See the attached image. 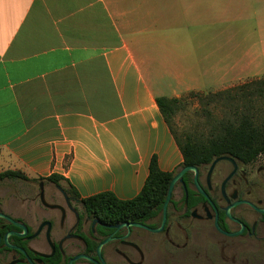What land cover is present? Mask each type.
I'll return each instance as SVG.
<instances>
[{"label":"crops","instance_id":"obj_1","mask_svg":"<svg viewBox=\"0 0 264 264\" xmlns=\"http://www.w3.org/2000/svg\"><path fill=\"white\" fill-rule=\"evenodd\" d=\"M258 79L264 0H0V170L131 200L183 162L157 98Z\"/></svg>","mask_w":264,"mask_h":264},{"label":"flooded vegetation","instance_id":"obj_2","mask_svg":"<svg viewBox=\"0 0 264 264\" xmlns=\"http://www.w3.org/2000/svg\"><path fill=\"white\" fill-rule=\"evenodd\" d=\"M195 168L204 194L195 187V174L184 173L164 216L166 196L160 208L134 207L123 216L86 202L60 180L2 178L4 192L26 207L15 213L0 204V264H152L158 257L163 264H253L264 259V168L251 170L227 154Z\"/></svg>","mask_w":264,"mask_h":264},{"label":"rangeland","instance_id":"obj_3","mask_svg":"<svg viewBox=\"0 0 264 264\" xmlns=\"http://www.w3.org/2000/svg\"><path fill=\"white\" fill-rule=\"evenodd\" d=\"M259 80L263 79L251 82ZM254 86L245 90H237L238 87L234 86L225 89L229 90L226 94H219L224 90L213 92L217 86H205L202 92H188L163 102L162 114L178 148L182 152L189 147L207 149L221 142L226 148L236 149L240 154L237 158L249 169L264 168V92L261 95L250 94ZM166 93L171 92L167 90ZM179 169L176 168L174 173ZM7 172L0 170V179L7 175L20 176ZM59 180L67 186L63 179ZM0 204L3 209L15 213L26 207V203L22 204L15 196L6 194L1 185ZM153 260L152 264H163L160 257ZM252 263L264 264V259Z\"/></svg>","mask_w":264,"mask_h":264},{"label":"trees","instance_id":"obj_4","mask_svg":"<svg viewBox=\"0 0 264 264\" xmlns=\"http://www.w3.org/2000/svg\"><path fill=\"white\" fill-rule=\"evenodd\" d=\"M251 85H255V86L254 89H252V91L249 92L250 94L261 95L264 92V79L237 86L238 87L237 90H243V89L245 90L246 88L251 87ZM228 92L229 90H224L221 91L219 94L221 93L226 94ZM169 100L171 99H166L162 97L157 98L156 101L161 114H162L163 102ZM225 143L226 142H224V144ZM221 144H222L221 142H218L216 145L214 146L211 145V147L207 149H200V148L193 149L189 147L185 149L183 152L182 150H180L183 156V162L179 167L180 168L185 166L197 167L198 165H201L206 161H209L210 158L222 154L240 157L239 156L240 154L239 152H237L236 149H232L229 147L226 148L223 144L222 145ZM7 173L8 174L17 173L19 175H22L20 172L9 171ZM174 174H175L174 171L170 173L160 171L157 165L156 158L152 157L149 164L148 177L144 183L142 190L136 197H134L131 200H119L112 193L103 192L86 199V202H93L97 205H104L110 207L112 210L116 211L118 215H123V216H128L132 212L134 207H137V209H143L145 206L151 204L155 208L158 207L160 208L165 199L168 185ZM7 176L9 177L11 175H7ZM49 178L53 180H59V179L62 180V178L58 176H50ZM55 178H59V179H55ZM74 193L76 192L74 191Z\"/></svg>","mask_w":264,"mask_h":264},{"label":"water","instance_id":"obj_5","mask_svg":"<svg viewBox=\"0 0 264 264\" xmlns=\"http://www.w3.org/2000/svg\"><path fill=\"white\" fill-rule=\"evenodd\" d=\"M221 159H225L224 157H222V158H218V159H216L214 162H213V164H212V166H211V168H210V172H211V170L213 169V167H214V165L218 162V161H220ZM186 172H193L194 174H195V176H194V184H195V187L197 188V190L199 191V192H201V193H203L202 191H201V189H200V187L198 186V184H197V181H196V173H197V170H196V168L195 167H192V166H185V167H183L173 178H172V180L170 181V183H169V185H168V188H167V194H166V199H165V201H164V204H163V216L165 215V211H166V206H167V203H168V201H169V198H170V195H171V192H172V189H173V186H174V184L177 182V180H179L180 179V181H181V177L183 176V174L184 173H186ZM204 194V193H203ZM2 216V215H1ZM7 239V236H5V240Z\"/></svg>","mask_w":264,"mask_h":264}]
</instances>
